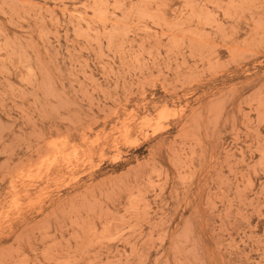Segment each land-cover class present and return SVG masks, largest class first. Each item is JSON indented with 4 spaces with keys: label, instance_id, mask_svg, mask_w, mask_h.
I'll return each instance as SVG.
<instances>
[{
    "label": "rangeland",
    "instance_id": "374dc122",
    "mask_svg": "<svg viewBox=\"0 0 264 264\" xmlns=\"http://www.w3.org/2000/svg\"><path fill=\"white\" fill-rule=\"evenodd\" d=\"M0 264H264V0H0Z\"/></svg>",
    "mask_w": 264,
    "mask_h": 264
},
{
    "label": "bare ground",
    "instance_id": "6f19581e",
    "mask_svg": "<svg viewBox=\"0 0 264 264\" xmlns=\"http://www.w3.org/2000/svg\"><path fill=\"white\" fill-rule=\"evenodd\" d=\"M164 111V110H163ZM158 120V119H157Z\"/></svg>",
    "mask_w": 264,
    "mask_h": 264
}]
</instances>
